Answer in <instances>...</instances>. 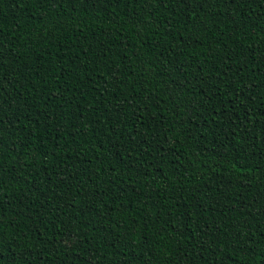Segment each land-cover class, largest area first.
Instances as JSON below:
<instances>
[{
    "label": "trees",
    "instance_id": "16d2710c",
    "mask_svg": "<svg viewBox=\"0 0 264 264\" xmlns=\"http://www.w3.org/2000/svg\"><path fill=\"white\" fill-rule=\"evenodd\" d=\"M0 264H264V0H0Z\"/></svg>",
    "mask_w": 264,
    "mask_h": 264
}]
</instances>
